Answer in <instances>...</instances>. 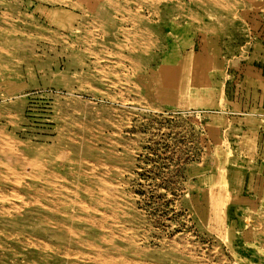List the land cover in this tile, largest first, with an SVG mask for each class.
<instances>
[{
    "label": "rangeland",
    "instance_id": "1",
    "mask_svg": "<svg viewBox=\"0 0 264 264\" xmlns=\"http://www.w3.org/2000/svg\"><path fill=\"white\" fill-rule=\"evenodd\" d=\"M0 2V42L63 34L33 35L31 58L0 48V131L42 177L0 180V231L24 239L19 183L122 222L108 231L152 251L138 264H264V0ZM53 148L84 155L36 152ZM0 244V264L41 262Z\"/></svg>",
    "mask_w": 264,
    "mask_h": 264
},
{
    "label": "bare ground",
    "instance_id": "2",
    "mask_svg": "<svg viewBox=\"0 0 264 264\" xmlns=\"http://www.w3.org/2000/svg\"><path fill=\"white\" fill-rule=\"evenodd\" d=\"M46 2H49L52 5H59L61 3V0H46ZM0 6H4V5L0 2ZM0 19L2 18L0 17ZM52 22L57 23L58 19L53 18ZM0 31L3 34L5 29L2 26H0ZM13 31L15 34H17L18 38H14L13 41H7L3 39V41L0 42V48L11 46L12 49L13 48L15 49L16 52L15 55L19 56L20 54L22 56V59L23 57L31 58L32 55L34 56L32 51L34 40L33 42L31 41L32 40L31 37L33 35L36 37H41V39L44 41L42 46L43 49L44 48L47 49V45L49 44L57 48H62L63 45L61 41V36L63 34L61 35L57 31L50 32L49 30L46 31L36 28L30 29L29 31H23V30L21 31L13 28ZM28 49H29V53H26ZM156 94L158 95V93ZM0 132H1L0 133V180L4 181V185L13 187L11 180H14L16 177H22V176L30 177L33 180L34 179L41 180L42 179L41 176H39L36 173L33 174L30 171V169H34V168L38 169L39 168L38 165L40 164H37L35 160L33 161L27 156L20 153L19 151L24 147L18 142L10 139L8 136L2 133V131ZM83 149L88 151L90 148L83 147ZM83 149L73 148L67 151L64 148H53L51 150L45 149L36 152L49 157V159L51 160L62 158V159H72V161H74L76 160V158H80L84 155ZM89 172H91V170ZM15 182L17 181L15 180ZM19 185L20 184L18 183L17 188L20 189L23 197H19L18 195L17 197L22 198V200L17 205V207H13L14 205H12L11 207L15 208L14 210L16 215L19 216V219H21L22 222L24 223L23 225H25L24 227L25 231H23V233H20L22 235V238L24 239L23 240L19 238L17 239L15 234L9 232L6 229L7 227L6 228L4 227L5 230L3 231L1 230L0 233L5 238H7L8 240H10L12 243L16 244L20 248L30 249L28 253L31 256L38 255L39 256L38 259L39 261H41L40 264H50V262L51 264H138V262H140L139 260H142V257L145 258L148 255H152L151 253L152 251L146 249L138 250V246H137L138 240H136V236L134 234L130 236L126 235L125 232L127 231H124L125 227L124 229L120 228L117 233L108 231L110 230L109 229L110 225L116 226L122 222L116 220V218L105 215H102L100 219H96L91 214L97 211L94 208L88 206L90 203L86 205L85 202L83 203L84 205H82L80 202L77 204L75 201H73L72 204L70 205L71 207H68L67 209H63L61 207H64L65 204H61L60 202L58 203V201H56V198L54 197V194L56 195V193L54 192L49 193L47 191L40 190V188L39 190L38 189L33 190ZM80 188H81V192H84L89 198V195L92 192L91 188L89 189L85 187H80ZM99 192L101 191L99 190ZM14 197L16 198V195ZM90 199H92V197ZM92 201L97 202L99 204L101 200L98 201L97 199L93 198ZM19 210H22L23 212L20 213ZM9 213L10 212L6 208H0V222H3L2 220L7 218L9 216ZM4 247L5 245L0 244V248H4ZM133 249H136L137 252H133ZM130 254L132 256H130Z\"/></svg>",
    "mask_w": 264,
    "mask_h": 264
}]
</instances>
